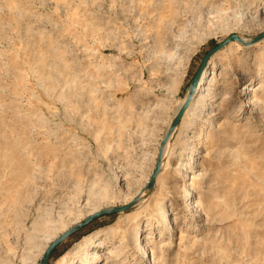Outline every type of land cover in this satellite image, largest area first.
Returning <instances> with one entry per match:
<instances>
[{
    "label": "rangeland",
    "instance_id": "rangeland-1",
    "mask_svg": "<svg viewBox=\"0 0 264 264\" xmlns=\"http://www.w3.org/2000/svg\"><path fill=\"white\" fill-rule=\"evenodd\" d=\"M262 33L264 0H0V264H39L49 236L130 202L207 52ZM216 57L213 100L182 119L146 202L48 264L87 237L107 264H264V41Z\"/></svg>",
    "mask_w": 264,
    "mask_h": 264
},
{
    "label": "bare ground",
    "instance_id": "bare-ground-1",
    "mask_svg": "<svg viewBox=\"0 0 264 264\" xmlns=\"http://www.w3.org/2000/svg\"><path fill=\"white\" fill-rule=\"evenodd\" d=\"M248 10V9H247ZM254 16V15H253ZM243 39V41L245 43H249L251 41V39H247V38H244V37H240ZM264 39L261 41L263 42ZM261 42H258L254 45H257ZM233 44V43H232ZM235 44H239L237 42H235ZM240 46H242V44H239ZM254 45H251L249 47H244V48H250ZM229 46V45H228ZM227 46V47H228ZM225 47V48H227ZM224 48V49H225ZM221 52V51H220ZM219 52V53H220ZM217 53L215 56H213L207 67L205 68L203 74H202V77L198 83V86L195 90V93H194V96H193V99L190 103V105L187 107L186 111L184 112V115L182 116L181 120H180V123L181 121H183L182 119L186 118L188 115H194L195 117H199L201 115V112H203L202 110H204L208 105H210L209 103V100H213V92L212 90L210 89V85L212 84L213 80H216V75H215V72L214 70L216 69V56L219 54ZM215 82V81H214ZM248 90V89H247ZM206 92L207 94L205 95V93L203 94V92ZM250 92L246 91L245 92V95H249ZM187 97V95H186ZM186 97L178 104L175 112H174V115H173V118L170 122V125H169V128L171 126V123L173 122V120L175 119L176 115L178 114V112L181 110L182 106L184 105L185 101H186ZM212 98V99H211ZM200 113V114H199ZM204 113V112H203ZM184 122V121H183ZM180 123L178 124V126L174 129V131L172 132V134L170 135L165 147H164V151H163V160H162V167H161V170L162 168H165L167 165H168V151H169V148H170V144H171V140L173 138V135L176 133L177 130H180L178 128H180ZM183 124V123H182ZM188 125V124H187ZM168 128V130H169ZM186 128V127H185ZM189 128V127H188ZM194 128V126H193ZM182 129V128H181ZM167 130V132H168ZM130 132V131H129ZM166 132V134H167ZM188 132H189V129L188 131L186 132V130L184 131L183 130V133H185V135L183 136H187L188 135ZM193 132V131H192ZM182 133V132H181ZM166 136V135H165ZM198 141V140H197ZM123 147V146H122ZM172 154V153H171ZM167 158V160H166ZM186 162V161H185ZM190 162V161H189ZM185 164V163H184ZM187 164V163H186ZM168 168V167H167ZM179 169V168H178ZM189 167H185V165H183L178 171L179 172H182L183 170H187L188 171ZM164 170V169H163ZM190 170V169H189ZM192 170V169H191ZM161 172V171H160ZM194 174V173H193ZM200 176V175H199ZM194 178L197 180V176L194 175L192 176V179L194 180ZM195 180V181H196ZM155 185H156V182L153 186L152 189L150 188H147L145 186L144 189H142L139 193H137V195L130 201H134V200H138L137 201V204L132 208H136L138 205H141L142 203L146 202V200L149 198V196L152 194L154 188H155ZM41 191V190H40ZM189 191V189H188ZM192 192V191H191ZM185 198L187 200V203L190 202L191 200V194L190 193H186L185 194ZM130 202H127V203H124L122 204L121 206L123 205H126V204H129ZM190 204V203H189ZM185 205V204H184ZM188 205V204H187ZM109 208H112V207H108V208H104V209H109ZM100 210H103L102 209H97V210H93L92 212H90L86 217L88 218L89 216L99 212ZM157 213V215H159V220H161V223L164 222V223H169V218H167V214H166V211L164 209H162L161 207H156L155 210H154V213ZM155 215V214H154ZM155 215V216H157ZM158 220V221H159ZM157 221V222H158ZM81 220L75 222L73 225L69 226V227H65L64 231H62V233H64L65 231H67L68 229H70L71 227H73L74 225L80 223ZM160 222V221H159ZM167 225V224H166ZM160 226V225H159ZM168 228V227H167ZM115 233H117L116 231H112L110 234L111 236V239H114L115 237ZM139 235V236H138ZM60 236V235H59ZM58 236V237H59ZM57 236L54 237V238H51L50 236L48 237V241L49 243L51 244L54 240H56L58 238ZM137 239H141V234L140 233H137ZM93 240V241H92ZM90 239V238H84L82 241H81V244L76 246L72 251H70L69 253H67L66 255H64L60 261L57 263V264H98V263H103V264H107L109 259L112 258L113 256H115V252L112 250L110 252H108L107 254H103L102 252L100 251H96L97 250H102V248H104V244L103 242H99V243H96L94 241V239ZM103 240V239H102ZM50 245H48L44 250H43V254L42 256L44 255V253L46 252V250L48 249ZM147 246V245H146ZM143 247V256H146V258H149V256L147 254L150 253V249L148 250L147 247ZM115 250V249H114ZM160 250V249H159ZM42 258V257H41ZM157 260V261H156ZM152 262V263H151ZM151 262L150 264H153V262H157L158 263V258L156 259V256H153L151 255ZM155 264V263H154Z\"/></svg>",
    "mask_w": 264,
    "mask_h": 264
},
{
    "label": "water",
    "instance_id": "water-1",
    "mask_svg": "<svg viewBox=\"0 0 264 264\" xmlns=\"http://www.w3.org/2000/svg\"><path fill=\"white\" fill-rule=\"evenodd\" d=\"M263 39H264V33L257 36L256 38L252 39L249 43H245L243 41V39L240 38L239 36L232 35L229 38H227L223 43L215 46L214 48L210 49L207 52V54L202 59L201 64L199 65V67H198V69H197V71H196V73H195V75H194V77H193V79L189 85V89H188V93H187V97H186V101H185L184 105L182 106L181 110L178 112L175 119L171 123V126H170L166 136L164 137L163 141L161 142L156 168H155L148 184L146 185L147 188L152 189L154 184H155L156 178H157L158 174L160 173L161 167H162V160H163L162 155H163L164 147H165L170 135L172 134L174 129L180 123V120H181L182 116L184 115V112L186 111L187 107L190 105V103L193 99L195 90L198 86V83H199V81L202 77V74H203L205 68L207 67L210 59L213 56H215L217 53L222 51L225 47L230 45L231 43L237 42L239 44H242V46H244V47H249V46L254 45L258 42H261ZM137 201L138 200L136 199V200L130 202L129 204H126L123 206H115V207H112L109 209L100 210L99 212L89 216L88 218L81 221L80 223L74 225L73 227H71L70 229H68L64 233H62L56 240H54L50 244V246L48 247V249L46 250V252L42 256L39 264H48L52 252L55 250V248L58 245H60L62 242L67 240L70 236L77 233L78 231H80L81 229H83L84 227H86L87 225H89L90 223H92L93 221L98 219L99 217L127 212V211L131 210L137 204Z\"/></svg>",
    "mask_w": 264,
    "mask_h": 264
},
{
    "label": "crops",
    "instance_id": "crops-1",
    "mask_svg": "<svg viewBox=\"0 0 264 264\" xmlns=\"http://www.w3.org/2000/svg\"><path fill=\"white\" fill-rule=\"evenodd\" d=\"M198 69V68H197Z\"/></svg>",
    "mask_w": 264,
    "mask_h": 264
}]
</instances>
